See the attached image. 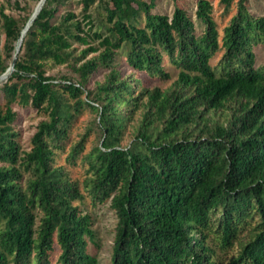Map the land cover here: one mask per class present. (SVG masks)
Instances as JSON below:
<instances>
[{
  "label": "trees",
  "instance_id": "1",
  "mask_svg": "<svg viewBox=\"0 0 264 264\" xmlns=\"http://www.w3.org/2000/svg\"><path fill=\"white\" fill-rule=\"evenodd\" d=\"M156 1L76 0L79 14H59L68 0H46L26 32L0 81V264H51L55 247V264H97L91 216L77 205L85 196L116 215L111 264H264V66L253 51L264 17L237 0L219 40L209 0L193 14L173 0L171 15L153 12ZM234 1L220 4L228 12ZM29 18L0 13V76ZM164 58L177 77L149 88L169 78ZM48 64L75 77L55 82ZM96 72L102 79L83 100ZM84 107L102 139L64 158L85 166L80 189L56 158ZM27 108L46 119L23 150L15 124Z\"/></svg>",
  "mask_w": 264,
  "mask_h": 264
},
{
  "label": "rangeland",
  "instance_id": "2",
  "mask_svg": "<svg viewBox=\"0 0 264 264\" xmlns=\"http://www.w3.org/2000/svg\"><path fill=\"white\" fill-rule=\"evenodd\" d=\"M40 0H0V13L12 16L16 19L31 16ZM197 0H179V4L186 9L190 14H193L195 10ZM213 7L212 17L217 25L219 33V40L222 36V29L225 27L229 19L236 12L237 0L233 2L228 12L224 11L223 6L220 4V0H209ZM73 11L79 14L81 11V5L76 3V0H68L67 6L60 8L59 14L64 11ZM174 10L173 0H157L156 6L153 12L164 13L171 15ZM248 10L254 16L264 17V0H248ZM195 21V20H194ZM196 24V30H200V26ZM4 37L1 38L3 43ZM255 66H264V43L254 47ZM91 54L88 57L94 56ZM221 53H217L210 61L211 65H215L220 59ZM120 66L118 70H121L122 75L128 73L127 67L123 63L121 58H118ZM164 69L169 75L166 80L155 79L148 81V87H159L160 89L167 88L177 77L178 69L172 66L167 58L163 61ZM48 75L52 76L55 82L63 81L64 77H75L73 73L65 66H54L48 64ZM140 75L139 77H142ZM102 79V72H96L93 74L85 88V92L81 95L83 100H88L87 92L90 91L95 81ZM70 98V97H69ZM73 102V99H69ZM139 113L134 116V122L139 119ZM46 116L43 113H37L31 108L19 110L18 120L16 121L15 128L19 131L18 143L23 150H29L30 139L36 131V126L41 120H45ZM98 118L96 112L90 107H84L76 115L75 120L68 130V138L65 141V147L56 158L57 165H64L69 171V177L72 181L76 180L81 188L82 181L85 177V166H82L79 161L73 166L65 163V156L69 152V148L73 147L77 143L81 142L83 147V153L89 152L94 147L100 146L101 131L98 128ZM133 138L130 126L126 128L121 140L122 147H129ZM79 208L82 213H88L92 219L91 229L94 233V242L89 241L87 251L92 254L97 260V264H111L112 247L115 238V229L117 225V218L110 207V202H104L102 204L97 203L93 205L91 199L85 196L83 202H78ZM241 239H246V235L242 234ZM244 241V240H243ZM238 246L235 245L231 250L227 251L222 257L229 259L236 255ZM58 248L55 247L54 252L51 254V264H55Z\"/></svg>",
  "mask_w": 264,
  "mask_h": 264
},
{
  "label": "water",
  "instance_id": "3",
  "mask_svg": "<svg viewBox=\"0 0 264 264\" xmlns=\"http://www.w3.org/2000/svg\"><path fill=\"white\" fill-rule=\"evenodd\" d=\"M45 1L46 0H40L39 1V3L36 6L34 12L30 16L28 22L26 23V25L22 29L21 34H20V36L18 38V41L16 43V46H15V55L13 57V60L11 61L10 66L7 69V71L0 76V81H5L10 76V74L14 71V66H15L17 54H18V52L20 50L21 44L23 42V38H24L26 32L28 31V29L30 28V26L32 25L33 21L35 20L36 16L38 15V13L40 12V10L42 9Z\"/></svg>",
  "mask_w": 264,
  "mask_h": 264
}]
</instances>
